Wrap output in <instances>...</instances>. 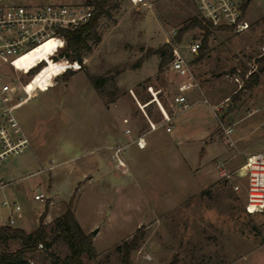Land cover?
Listing matches in <instances>:
<instances>
[{"label": "rangeland", "instance_id": "obj_1", "mask_svg": "<svg viewBox=\"0 0 264 264\" xmlns=\"http://www.w3.org/2000/svg\"><path fill=\"white\" fill-rule=\"evenodd\" d=\"M245 1L250 28L241 34L214 32L201 60L188 50L202 42L199 30L175 43L189 20L200 17L191 0H156L153 10L112 9L97 28L102 42H90L84 69L68 82L62 74L66 60L53 61L55 48L66 40L23 58L15 66L17 78L29 90L39 89L15 110L31 150L0 165L6 185L0 190V226L13 215L14 228L31 233L48 204L45 224L51 231L73 200L76 219L98 252L97 260L84 255V264H120L116 248L141 227L145 237L133 264H170L175 256L179 264H264V214H249L245 190H233L240 180L222 179L217 168L235 173L242 165L225 166L228 157L264 153V78L233 104L244 80L257 71L264 47V0ZM167 44L174 45V60L190 62L203 93L198 95L209 105L194 104L164 125L174 117L172 100L182 81L171 65L158 73L161 57L153 51ZM88 74L112 78L106 88L115 93L112 102L96 93ZM230 126L234 146L224 136ZM41 194L46 200H35ZM4 202L18 203L21 217L2 207ZM20 247L18 241L0 242V254ZM56 253L64 256L65 249L57 247Z\"/></svg>", "mask_w": 264, "mask_h": 264}, {"label": "built area", "instance_id": "obj_2", "mask_svg": "<svg viewBox=\"0 0 264 264\" xmlns=\"http://www.w3.org/2000/svg\"><path fill=\"white\" fill-rule=\"evenodd\" d=\"M103 1L0 0V165L10 157H22L31 150V142L17 121L15 110L35 98L39 89L29 90V87H24L28 84L19 81L15 74V66L23 58L48 43L66 40V32H74L85 27L90 23ZM191 1L196 6L200 17L214 28L231 29L236 34L244 33L250 28L245 15L247 9L244 10L247 4L245 0ZM155 4L156 0H110L108 8H110V13L112 9L117 10L124 6H132L137 11H142L144 9L153 10ZM201 46V41H194L188 45L189 54L198 56ZM261 51V55L264 56V47L261 48ZM170 71L182 81L172 100L171 106L175 109L174 117L167 119L164 125L171 123L180 114L190 110L194 105L190 100V94L195 90L202 91L199 82L192 75L190 62L185 58L179 56L175 59L171 64ZM203 103L209 105L205 99ZM167 132H171V125L167 127ZM232 134L233 128L224 129L225 139L228 140L230 146L235 145L231 141ZM144 145L143 137H139L137 146L143 148ZM118 151L120 152V150ZM217 168L220 177L224 180L230 181L233 177H237V179L246 182V210L249 214H264L263 154L249 156L235 173L228 172L225 167L218 166ZM5 186L3 182H0V190ZM233 188L235 192L240 190L239 185H234ZM35 200L45 201L46 198L41 194L36 195ZM2 207L12 209L18 218L21 217L22 208L18 203L11 206L8 202H4ZM6 225L14 227L16 218L11 215L6 221Z\"/></svg>", "mask_w": 264, "mask_h": 264}, {"label": "trees", "instance_id": "obj_3", "mask_svg": "<svg viewBox=\"0 0 264 264\" xmlns=\"http://www.w3.org/2000/svg\"><path fill=\"white\" fill-rule=\"evenodd\" d=\"M109 1L104 0L99 5L94 17L85 27L74 32L65 33L66 43L57 48L56 56L53 58V61L60 58L66 60L62 73L65 82H68L75 73L84 69V58L86 54L92 52L90 42L97 45L102 41L97 28L100 18L103 15H110ZM247 7L248 4H246L244 10ZM192 30H199L202 33V46L197 60H201L206 56L209 50L210 37L214 32H232L231 29L214 28L201 17L196 16L191 18L177 33L175 43H180L183 35ZM153 53L159 54L161 57L158 73L163 75L174 61V45H164L161 49L153 51ZM256 64L257 71L251 74L248 80L243 78V90L233 96V104L241 101L242 94L249 93L259 83L261 74L264 73V56L258 58ZM43 65H39L31 74L40 71ZM123 71L117 73L120 74ZM88 77L96 93L103 100L109 99L112 102L115 99V93H109L106 89L112 78L91 74H88ZM48 209L49 205L47 204L37 228L31 233L8 225L0 226V242L18 241L21 246L16 252L0 254V264H29L32 260L43 264H84V255H87L91 260L98 259V252L94 247L92 235L86 234L76 219L73 200L67 206L65 213L57 218L55 227L51 231L45 224ZM144 237L145 230L141 227L130 240H126L116 248L121 254L120 264H133L132 255L140 248ZM60 246L65 249L64 256L56 253V248ZM179 262V257L175 256L170 264H179Z\"/></svg>", "mask_w": 264, "mask_h": 264}, {"label": "crops", "instance_id": "obj_4", "mask_svg": "<svg viewBox=\"0 0 264 264\" xmlns=\"http://www.w3.org/2000/svg\"><path fill=\"white\" fill-rule=\"evenodd\" d=\"M100 23V22H99ZM102 42V41H101ZM100 42V43H101ZM84 60H85V58H84ZM263 78L264 77H261L260 78V81H259V83L252 89V91H250V92H254L256 89H257V87H259V85L262 83V80H263ZM198 94H203L201 91H198V90H195V91H193L191 94H190V100H193V102H194V104L196 105V104H201V102H203V98L201 97V96H199ZM196 96H199V98L198 99H194V97H196ZM252 103V105L254 104L253 103V101H251ZM240 104V103H239ZM257 110L258 109H256V107L255 108H251L250 110H248V117L249 116H252L254 113H256L257 112ZM231 128H233L232 126H230ZM208 139V138H207ZM206 144H209V145H212L211 143H209V142H206ZM204 151H205V149H203L202 150V152L201 153H204ZM255 154H263L264 155V153H244L243 154V156H244V158L242 159V158H240L239 159V156H237V155H233V156H230V157H228L225 161H224V165L226 166L227 165V167H228V164H230V165H233V167L235 166V167H240L241 165H243L244 163H245V161H246V159L249 157V156H251V155H255ZM229 156V155H228ZM226 162H228V163H226ZM237 169V168H236ZM240 183L238 184L239 186H240V190L238 191V192H236L237 194H239V193H242L243 192V190H245V201L247 200V184H246V182L244 181V180H240L239 181ZM233 190H234V188H233ZM63 214V213H62Z\"/></svg>", "mask_w": 264, "mask_h": 264}, {"label": "water", "instance_id": "obj_5", "mask_svg": "<svg viewBox=\"0 0 264 264\" xmlns=\"http://www.w3.org/2000/svg\"><path fill=\"white\" fill-rule=\"evenodd\" d=\"M97 232H98V231H97V230H95V231L93 232V235H96V234H97Z\"/></svg>", "mask_w": 264, "mask_h": 264}, {"label": "bare ground", "instance_id": "obj_6", "mask_svg": "<svg viewBox=\"0 0 264 264\" xmlns=\"http://www.w3.org/2000/svg\"><path fill=\"white\" fill-rule=\"evenodd\" d=\"M49 44V43H48ZM121 165H123L122 163H120Z\"/></svg>", "mask_w": 264, "mask_h": 264}]
</instances>
